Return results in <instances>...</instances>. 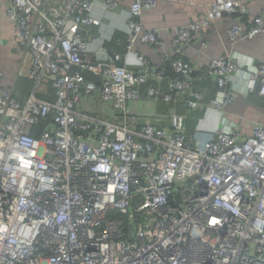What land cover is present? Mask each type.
Instances as JSON below:
<instances>
[{
    "label": "built area",
    "instance_id": "2783aa9c",
    "mask_svg": "<svg viewBox=\"0 0 264 264\" xmlns=\"http://www.w3.org/2000/svg\"><path fill=\"white\" fill-rule=\"evenodd\" d=\"M3 1L16 23L18 76L35 86L24 102L0 92V264H264V122L245 135L223 116L237 93L264 98V63L213 59L202 76L218 92L207 100L193 64L165 54L156 65L135 50L139 40L165 47L141 23L157 0H132L123 53L91 48L95 0ZM245 1L215 0L175 42L243 12ZM260 32L262 16L231 29L241 39ZM144 86L156 103L204 105L197 133L176 111L167 125L131 111ZM49 88L54 100L37 95Z\"/></svg>",
    "mask_w": 264,
    "mask_h": 264
},
{
    "label": "crops",
    "instance_id": "0c3cea01",
    "mask_svg": "<svg viewBox=\"0 0 264 264\" xmlns=\"http://www.w3.org/2000/svg\"><path fill=\"white\" fill-rule=\"evenodd\" d=\"M117 1H119L117 9L106 10L103 5L104 0H95L93 16L100 21V24L85 30L91 48L95 51L100 52L103 48H109L106 43L112 41L117 32L130 38L128 16L132 0ZM157 1L156 7L143 12L141 23L148 29L158 31L165 47L158 48L140 40L135 44V50L148 56L153 64L163 65V56L169 54L171 58H180L193 64L196 72L202 75L203 70L213 59L232 56L236 63L241 64L244 69H248L252 64L264 63V32L258 33L253 38L245 39L238 36L233 37L231 33V29L235 25L248 30L253 26L256 17L264 18V0L245 1L243 12L212 21L190 43L183 45H178L175 42L177 29L200 22L206 16L210 3L215 0ZM7 8L6 1L0 0V92L3 89H13L14 94H17L21 98V102H24L34 92L35 85L32 81L33 86L30 93L23 96V86L20 80L27 78L18 76L21 50L15 41L16 23L8 15ZM117 44L123 46L125 43L118 40ZM109 49L120 52L114 47ZM135 68L138 69V67ZM85 74L87 78L94 77L89 72ZM252 96L237 93L235 101L223 110V116L235 123L245 135L251 134L255 122H264V98L260 96L261 101L256 102ZM129 106L131 111L145 116L146 119H160L159 124L161 125L169 123L168 118L173 111L186 115L187 119L193 117L185 107V102L156 103L148 97L147 93H142V98ZM202 108L204 105L197 113H202ZM203 114H200V117Z\"/></svg>",
    "mask_w": 264,
    "mask_h": 264
},
{
    "label": "trees",
    "instance_id": "16d2710c",
    "mask_svg": "<svg viewBox=\"0 0 264 264\" xmlns=\"http://www.w3.org/2000/svg\"><path fill=\"white\" fill-rule=\"evenodd\" d=\"M129 39L130 38L127 35H125V34H123L121 32H117V34L115 35V38L112 41L107 42L106 46L109 47V48L114 47V48L120 50V52L123 53V52H126V44H127ZM118 40H122L125 44L123 46H119L117 44ZM165 67H166V74L171 79L178 76L177 74H175L172 71L171 65L169 63L165 64ZM193 76L196 79L195 86L197 88L202 89L206 93L207 100H210V98H214L216 93L218 92V87H217L216 82L214 80H212L211 78H205L204 76L200 75L198 72H195ZM90 79H94V77L92 78V76H91ZM20 81H21V84L23 86V96L29 94L31 89H32V86H33L32 80H30L28 78L27 79L22 78ZM146 86L142 87L143 94H146V88H147ZM37 95L39 97H41V98L48 99V100H54V98H55V94H54V91L52 90V88H49L48 91H39L37 93ZM251 95H253L252 96L253 100L256 101V102L261 101V99H262L256 93L255 94H251ZM15 96L17 98H19L17 96V94ZM20 99L21 98H19V100ZM185 107H186V105H185ZM199 109L201 110V108H199ZM199 109L196 110L195 113L200 112ZM202 110L203 111L200 114L204 113V108H202ZM192 115H193V113H192ZM199 117H198V119H199ZM194 119H195L194 117H189V119H187V128H188V133H189L190 136H194L197 133L196 128H197V124H198V119H197L196 123L193 121Z\"/></svg>",
    "mask_w": 264,
    "mask_h": 264
},
{
    "label": "rangeland",
    "instance_id": "374dc122",
    "mask_svg": "<svg viewBox=\"0 0 264 264\" xmlns=\"http://www.w3.org/2000/svg\"><path fill=\"white\" fill-rule=\"evenodd\" d=\"M196 111H192V112H190L189 114L191 115L192 113H193V117L195 118L193 121L196 123L197 122V119H198V117L200 116V114H198V113H195Z\"/></svg>",
    "mask_w": 264,
    "mask_h": 264
},
{
    "label": "water",
    "instance_id": "95a60500",
    "mask_svg": "<svg viewBox=\"0 0 264 264\" xmlns=\"http://www.w3.org/2000/svg\"><path fill=\"white\" fill-rule=\"evenodd\" d=\"M135 235V232L133 233V236Z\"/></svg>",
    "mask_w": 264,
    "mask_h": 264
}]
</instances>
